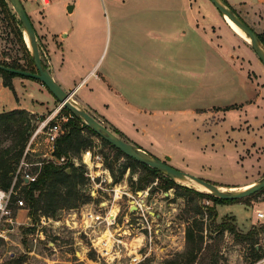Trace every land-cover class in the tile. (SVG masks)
Listing matches in <instances>:
<instances>
[{
    "label": "rangeland",
    "instance_id": "374dc122",
    "mask_svg": "<svg viewBox=\"0 0 264 264\" xmlns=\"http://www.w3.org/2000/svg\"><path fill=\"white\" fill-rule=\"evenodd\" d=\"M50 1L52 4L49 8L47 24L45 12ZM154 1L133 0L122 8L121 0H49L48 3L44 0L38 1L39 8L36 11L39 14L32 22L37 33L42 63L47 69L50 66L51 51L48 44L51 42L52 36L48 32V28L55 31L63 23L70 24L68 22L70 16L65 12L67 2H70L71 5L75 2L79 3L76 13L70 17L75 28L76 45L84 44L89 37H92V48L96 53L97 50H101L100 69L98 67L97 72L113 69L112 59L119 46L126 50L135 48V53L138 52L140 60L149 58V54L146 52L147 44L162 48L167 46L168 55L162 62V68L166 72L165 76L153 83L139 82V84H135L140 88L153 87L152 93L158 97L136 98L133 101L148 111L159 110L161 113L166 111L164 114L168 112L179 121L175 133L180 134L178 140L183 139V141L175 146L173 144L167 146L172 158L163 152L160 153L161 157H158L150 149L141 148L126 139L117 131V128L103 120L93 110L82 106L72 95L71 99L78 103L83 110L101 121L118 137L138 148L144 155L167 161L175 168L222 187V190L226 192L246 189L248 185L264 178V106L245 107L244 103L247 104L246 102L250 98L248 87L246 88L244 83L253 84L256 88H263L264 64L252 44L231 29L224 19L223 13L216 8L211 0L185 2L187 3V5L185 4L186 9L194 14V27L204 36V39L199 37L198 42H196L195 35L194 38L189 36L185 39L175 36L176 30L171 31L170 29L178 28V24L170 22V20L169 31L166 34H158L159 28L153 26V18L150 17L156 9H159L157 7H160L155 6ZM160 1L162 2V0H157V4L161 3ZM7 2L10 9L9 16L0 13V63L17 60L25 64L18 37L10 24V22H14V18L19 23V17L9 0ZM174 6H180V1L178 4L166 3L169 15L172 13V8L176 9ZM91 10L98 12L97 17H90ZM28 13L32 19L33 13ZM80 13L84 17L83 19L80 18ZM114 13L129 14V18L120 22V31L115 25ZM132 13L135 15H130ZM238 17L251 26L257 34L264 31L263 22L258 24L254 19L242 18L239 15ZM20 28L24 36L23 25H20ZM203 41L212 46L221 45L226 56H233L227 57L222 62L208 61L203 54ZM195 43H199L201 47L198 52V61H196L197 55L194 52L195 61L192 63L191 55L193 54L191 51H186H188L187 45H195ZM259 44L264 51V44L260 39ZM182 48L184 50L180 52L179 49ZM73 57L71 55V58ZM186 60L188 61L186 62ZM91 83L92 81L89 82V85ZM105 97L102 96L101 99ZM62 108L61 103L55 99L53 111L51 110L56 112L54 118L51 117L52 119L49 120L48 112L32 113L34 114L32 136L37 129L41 128V131L35 136H31V150L28 155L22 157L24 160L23 171L31 173L33 164L49 156V143L43 131V122L49 121L50 124H58L61 127L70 116V111L62 112ZM226 108L230 109L225 110ZM186 110H194L196 113L187 118H178L179 113ZM81 119L87 124L82 117ZM17 133L15 131L12 134H7L3 129H0V148L14 144L16 136H18ZM85 136L88 143L86 148L82 149L79 154L70 153V157H66V160L68 161V158L78 159L85 172L87 167L83 161V155L86 151L90 150L94 156L101 157L105 166L110 168L114 179L111 184L108 181L103 182L102 187H114L117 184L120 188L119 198L116 201L120 207L119 217L122 219L129 212L130 196L121 194L122 191L141 197L150 206L152 212L156 211V215L160 214L157 221L162 224L161 238L155 239L151 254L146 259L147 264H172L171 261L175 260H179V264H186L184 262L188 260V256H182V254L189 247L186 239L187 231L194 229L197 232L202 225L205 248L202 251L203 254H199V259L194 264H215V257L218 258V264H264V220L258 217L260 212H264V190L256 195L240 198L234 203H215L209 197H200L183 189H176V187L166 191L164 182L168 180L185 187L188 186L178 182L177 179L174 180L169 173L163 170L156 173L154 182L142 189L138 187L137 183L141 169H133L128 158L117 157L116 152L111 147L103 145L99 137H91L87 132H85ZM124 166L127 167L123 173ZM133 170H135L134 173ZM95 171L101 172V168H95ZM116 178L117 182H115ZM58 187L61 194L52 197V203L43 197L38 205V217L35 220L29 216L30 205L24 196H21L23 192L18 189L19 195L25 199V206L20 210L15 202L16 198H13L11 204L13 223L5 221L6 217H3L0 224V231L4 234L3 237L0 236V264H18L15 262L18 259L22 261L21 264H119L108 263L104 258H100L94 250L87 248L90 239L86 235L75 234L74 230L67 229L65 225L56 228V230L44 226L41 230L44 232L45 239L37 236V224L40 223L42 216L62 220L73 210L80 212L81 207L86 204L91 206L93 202L95 206L99 199H109L110 196H113V192L110 195L108 191H104L100 192L101 198L90 200V184L87 179L77 186L58 184ZM50 192V190L47 191L48 194ZM138 192H143V195L140 196ZM198 192L215 196L213 191ZM36 194L38 195L40 192ZM211 208L217 210V215L214 218H211ZM20 211L21 214L17 219L16 216ZM220 223L235 226L237 234H232L229 231L218 233L216 224ZM251 231L253 234L246 238L245 234H249ZM49 241L54 242L55 245L49 244ZM259 254L263 257L256 260V256ZM85 255L88 257L86 258ZM121 261V264H125L128 260L124 257Z\"/></svg>",
    "mask_w": 264,
    "mask_h": 264
},
{
    "label": "crops",
    "instance_id": "0c3cea01",
    "mask_svg": "<svg viewBox=\"0 0 264 264\" xmlns=\"http://www.w3.org/2000/svg\"><path fill=\"white\" fill-rule=\"evenodd\" d=\"M38 1L40 0H22L27 13H33L31 20H34L36 15L39 14L36 11V9L39 8V4H37ZM121 1L120 4L122 8L133 0ZM178 1H180V6H174L176 9L172 8V13L169 15V11L166 10V3L171 2L178 4ZM227 1L242 18L254 19L258 24H261V22L264 23V0ZM162 2L157 4V0L154 1L155 6L160 7H157L159 9H156L150 16L153 18V26L159 28L158 34H166L169 31L168 25L170 20V22L173 21L178 24V28L170 29L171 31L176 30L174 32L175 36L185 39L189 36L194 38L195 35L197 38L196 42H198L199 37L204 39V36L197 32V29L194 27L195 17H193V12L188 11L185 7V4L187 5L185 2L189 3V0H162ZM51 4L52 1L48 4L45 12L47 24ZM69 5H71V3L67 2L65 12L70 17H73L79 3L75 2L72 4L73 8L71 12L67 9ZM121 13L113 14V19L115 25L118 27V31L121 29L119 27L120 22L129 18V14L122 15ZM89 14L90 17L93 18L97 17L98 12H93L91 10ZM130 15H135V13ZM70 17L68 18L70 24L67 25V23H63L61 27L55 31L49 30L47 26L48 32L51 33L52 36V40L48 44V48L51 51L48 70L53 78L67 92L72 93V97H75L82 106L93 110L95 114L112 124L133 143L145 150L150 149L152 153L158 157H161L160 153L163 152L165 155H169V157L172 158L169 154V149H167L169 147L167 146H170V144L175 146L183 141V139L178 140L180 139V134L177 135L175 133V128L179 121L168 112V114H164L166 111L162 113L159 110L148 111L133 101L136 98L146 99L158 97L152 93L153 87L144 86L140 88L135 86V84H139V82L145 84L153 83L154 81L161 80L162 77L165 76L166 72L162 68V62L168 55L166 52L167 46L162 48L161 46L147 44L146 52H148L149 58L143 60H140L138 52L135 53V48L126 50L119 46L120 48L118 47L112 59L111 66L113 69L109 70V68L100 73L97 72L96 69L99 67L101 50H97L96 53L92 48V37H89L86 43L76 45L75 28L72 25L73 20L70 19ZM80 18H84L81 13ZM203 42V54L208 61L222 62L223 60L225 61L227 57L233 56H226L223 53L221 45L212 46L205 41ZM187 47L188 51L186 52L191 51V54H193L191 55V62L193 63L195 61L194 52H196V61H198V52L201 45L195 43V45H187ZM183 50V48L179 49L180 52H183ZM71 55L74 57L71 58ZM187 61L188 60H186V62ZM118 73L121 74L119 75ZM90 81H92L91 85H89ZM13 85L16 94L9 87L4 85L3 78L0 76V112L14 109H26L34 114L48 112L50 115L49 117H55L56 112H52V109L56 98L41 81L16 76L13 78ZM244 85L246 88L248 87L250 98V100L246 102L247 104L244 103L245 107L257 105L259 108L260 106H264V87L256 88L253 84H247V82L244 83ZM102 96H106V99L112 101L110 102V100H106L105 98L101 99ZM195 113L194 110L181 111L178 118H187ZM20 214L21 211L18 216H16L17 219Z\"/></svg>",
    "mask_w": 264,
    "mask_h": 264
},
{
    "label": "trees",
    "instance_id": "16d2710c",
    "mask_svg": "<svg viewBox=\"0 0 264 264\" xmlns=\"http://www.w3.org/2000/svg\"><path fill=\"white\" fill-rule=\"evenodd\" d=\"M222 1L226 5H228L235 14H237L227 0H222ZM0 13L2 14L4 13L5 15L9 16L10 9L7 0H0ZM10 24L12 25V28L14 29L18 37V43L22 50L23 57L25 59V64L24 63L22 64L17 60H13L10 63L1 62L0 64L12 68L36 72L37 70L34 63V58L25 42L23 32L20 28L22 22L19 19V23H18L15 21L14 18V22L12 23L10 22ZM258 38L264 44V31L262 33H258ZM0 76L3 78L4 85L6 87H9L15 94L16 92L13 85L14 77L21 76V77L37 80L35 78L19 75L3 69H0ZM228 109L230 108H226L225 110ZM65 110H69V109L63 106L62 112ZM69 115L70 116L68 118V121L61 125L62 132L60 133V135L58 136L55 142V150L53 151V156L57 158H61L62 156L70 157V153L79 154L81 150L86 148V146L88 145L87 138L85 136V132H87L91 137L92 136L99 137L103 145L111 147L116 152L117 157L128 158V160L131 162L133 166V169L134 168L135 170L136 168L141 169V175L138 178V182H137L139 184L138 185L139 188L143 189L146 186H148L150 183L155 181L156 173L160 169L150 167L148 165L136 161L135 159L129 156H126L121 150L117 149L110 142H108L106 139L100 136L92 127L82 122V119L79 115L73 113L72 111H70ZM32 117H34V114H32L26 109H14L6 112H0V129H3L4 133L7 134H12L15 131L16 133L18 132L17 133L18 136H16V141L14 142V144L6 146L5 148H0V187L5 190L10 189L11 186L13 185L16 176V171L18 170V167L26 151V148L30 143L31 136L34 131V127L32 126ZM117 131L120 132L119 130ZM121 134L123 135V133ZM125 138L128 139L126 136ZM30 150L31 148L29 149V151ZM41 161H43L41 166L37 165L36 163L33 164L31 168V172L33 173L38 172V177L35 182L25 183V181L21 178V176H18L16 182L14 183V188L20 189L21 192H23V195L21 196H24V198L29 203L31 208L29 212V216L33 220L37 219L38 217L37 215L38 205L42 201L43 197H45L48 200V202L51 201L50 203H52L51 198L57 194H61L58 184H63L66 186H71V185L77 186L81 182H83V180L87 179L84 174L83 165L75 166L71 158L70 159L68 158V161L65 164H58L47 158L44 160H38V162ZM126 167L127 166L123 167L122 170L123 173ZM135 170H133L132 172L134 173ZM115 182H117V178L115 179ZM173 187H176V189H180V190L183 189L189 193H194L200 197H209L215 203L229 204L240 200V199L224 200L216 196L203 194L201 192L192 190L191 188L176 184L172 180L171 181L168 180L164 182V188L166 191ZM49 190L51 191L50 194L47 193V191ZM263 190L264 188L253 195L258 194ZM37 192H40V194L37 195L36 194ZM180 194L181 193L179 192V195ZM91 199L92 198L90 197V200ZM216 215H217V210L215 208H211V218L216 217ZM203 229L204 227L202 225L201 229L197 230V232L194 229H189L187 231L186 239L189 247L182 254V256L187 255L188 260L184 263L194 264L196 263L197 259H199L198 258L199 254L202 253V251L205 248ZM216 229L218 230V233H224L225 231H229L232 234L235 235L237 234V230L235 226H228L225 225L224 223L216 224ZM252 234L253 231H251L249 234H245V237L248 238ZM196 241L197 243H195ZM255 250H257L256 247ZM262 257L263 256L259 254L256 256V260H260ZM15 262L21 264L22 261L18 259L15 260ZM171 263L179 264V260L171 261ZM214 263L218 264V258L216 257L214 258Z\"/></svg>",
    "mask_w": 264,
    "mask_h": 264
},
{
    "label": "built area",
    "instance_id": "2783aa9c",
    "mask_svg": "<svg viewBox=\"0 0 264 264\" xmlns=\"http://www.w3.org/2000/svg\"><path fill=\"white\" fill-rule=\"evenodd\" d=\"M49 2V0H44ZM52 119L51 117L48 118ZM46 140L49 143V156L46 158L58 164H65L66 157L54 158L53 151L55 150V142L62 132V127L58 124H50L49 121L43 122ZM41 128L35 131V136ZM32 136V137H33ZM30 143L26 148L24 155L28 153ZM88 157V158H87ZM45 158V159H46ZM22 160V159H21ZM75 166L82 165L78 159H72ZM83 161L86 164L87 170L84 172L87 180H89L90 188L89 195L93 199L101 198L100 192L108 191L113 196L109 199H99L98 203H91L81 207L80 212L73 210L69 212L64 219H53L49 216H42L40 223L37 224V236L45 239L42 227L48 226L56 230V228L65 225L67 229L74 230L75 234H84L90 239L87 245L89 250H94L100 258H104L108 263H122V258H127L125 264H147L146 259L150 256L152 246L156 242V238H161L162 224L157 221L160 214L156 215V211L152 212L150 206L145 203V200L139 196L128 194L122 191L121 194L130 196L129 212L126 213L122 219L119 217L120 207L117 205L119 198V190L117 184L114 187H102L103 182H114L110 168L105 166L99 155L94 156L92 152L86 151L83 155ZM22 163L20 162L14 183L18 176L25 181V183L35 182L38 177V172L23 171ZM43 161L37 162L41 166ZM95 168H101L100 171H95ZM69 170V169H68ZM14 183L10 189L5 190L0 187V224L3 217L4 220L13 223V216L11 210L12 199H15L19 208L25 206V199L19 195L18 189L14 188ZM143 192H141V195ZM112 198V200H111ZM258 217L264 220V212H260ZM53 223V224H51ZM1 230V229H0ZM0 236L4 234L0 231ZM37 238L35 239V242ZM55 245L54 242H48ZM81 255V254H80ZM87 258L88 256L85 255Z\"/></svg>",
    "mask_w": 264,
    "mask_h": 264
},
{
    "label": "water",
    "instance_id": "95a60500",
    "mask_svg": "<svg viewBox=\"0 0 264 264\" xmlns=\"http://www.w3.org/2000/svg\"><path fill=\"white\" fill-rule=\"evenodd\" d=\"M211 1L213 2V4L216 6L218 10H220L223 14L228 15L234 22L238 24L240 28H242L250 36L252 47L254 48L260 60L264 64V51L259 44L258 34L255 32V30L251 26H249L245 21L240 19L230 9V7L226 5L222 0L220 1L211 0ZM9 2L11 3L14 10L16 11L20 21L22 22V25L25 31H27L28 33V36L30 38V43L32 46L31 54L34 58V63H35L37 71L32 72V71H27V70H21V69L5 66L2 64H0V69L40 80L47 87V89L53 94V96L61 103L62 107L63 106L67 107L70 111L82 117L87 122V124L90 127H92L100 136H102L104 139L110 142L117 149L121 150L126 156H129L140 163H143L153 168L166 171L172 177L185 176V177L192 178L196 180L197 182L203 184L207 188H209L211 191H213L215 193V196L222 198L224 200H237L240 198L248 197L264 188V178H263L262 180L258 182V184L242 192H238V193L223 192L219 189V187L216 184L210 181H207L203 178L192 175L186 171L175 168L174 166L169 164L167 161L158 160V159L151 158V157L144 155L143 153L140 152L138 148L133 146L131 143L118 137L113 131H111L107 126H105L101 121L96 119L89 112L83 110L81 107H78L76 104L71 102L72 93L67 92L53 78L49 70L45 68L42 63L40 49H39V45L37 42L36 29L22 1L21 0H9ZM72 8H73L72 5L68 6V10L70 12L72 11ZM54 158L56 159V157ZM138 194L141 195V192H138Z\"/></svg>",
    "mask_w": 264,
    "mask_h": 264
},
{
    "label": "bare ground",
    "instance_id": "6f19581e",
    "mask_svg": "<svg viewBox=\"0 0 264 264\" xmlns=\"http://www.w3.org/2000/svg\"><path fill=\"white\" fill-rule=\"evenodd\" d=\"M220 1V0H219ZM224 16V19L226 20V22L228 23V25L231 27L232 30H234V32H236L241 38H243L244 40H246L248 43H251V38L250 36L242 29L238 26V24L236 22H234L228 15L226 14H223ZM24 37H25V40L27 42V45L30 49V51H32V46H31V43H30V38L28 36V33L27 31L24 32ZM71 102H73L74 104H76L78 107L79 104L76 103L75 101H73L71 99ZM142 153V152H141ZM150 157V156H149ZM88 158V157H87ZM177 177V178H175ZM174 180L177 179L178 182H181L185 185H187L188 187H191L193 189H196L198 191H203V192H210L211 190L209 188H207L206 186H204L203 184L197 182L196 180L192 179V178H189V177H179V176H174L173 177ZM256 184H258V182L256 183H253L251 184L250 186L248 185V187L246 189H243V190H238L237 192H231V193H238V192H242L244 190H247L253 186H255ZM245 188V187H244ZM219 189L223 192H226L224 190H222V187H219Z\"/></svg>",
    "mask_w": 264,
    "mask_h": 264
}]
</instances>
